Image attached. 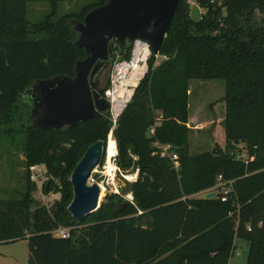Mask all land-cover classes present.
I'll return each mask as SVG.
<instances>
[{
	"label": "trees",
	"instance_id": "trees-1",
	"mask_svg": "<svg viewBox=\"0 0 264 264\" xmlns=\"http://www.w3.org/2000/svg\"><path fill=\"white\" fill-rule=\"evenodd\" d=\"M60 1L0 0V136L23 137L27 171L25 192L0 198V243L26 239L27 264H229L241 239L248 245L245 264H264V0H196L198 19L189 0H180L158 55L151 53L145 79L113 130L118 163L138 169L122 189L133 200L107 194L82 221L67 209L70 176L86 148L106 139L112 119L107 114L62 130L36 129L29 90L56 75L74 77L76 61L87 54L75 44L72 21L107 0L56 17ZM30 2L50 7L33 24ZM116 49L120 59H130L132 43L110 40V64ZM192 79L225 83L213 104L223 106L224 118L215 117L206 132L212 149L194 155L187 126ZM166 144L177 166L160 154L158 145ZM36 164L53 177L42 191L60 193L51 211L32 209L28 169ZM207 190L215 196L203 198ZM63 227L68 237L52 235Z\"/></svg>",
	"mask_w": 264,
	"mask_h": 264
},
{
	"label": "water",
	"instance_id": "water-1",
	"mask_svg": "<svg viewBox=\"0 0 264 264\" xmlns=\"http://www.w3.org/2000/svg\"><path fill=\"white\" fill-rule=\"evenodd\" d=\"M179 2L107 0L88 11L83 20H73L77 33L75 44L82 47L87 56L76 61L74 77L56 75L34 83L33 89L38 96L32 112V126L36 129L62 130L74 123L106 117L108 112L111 113V99L108 95L101 96L103 89L97 87L104 72L113 68L109 62L110 40H117L122 45L142 41L148 45L151 53L158 55ZM143 79L145 76L134 85L131 96ZM107 148L108 137L90 144L71 173L73 198L67 209L78 221H82L101 205V186L97 182L90 183L89 178ZM214 196L213 190L202 194L207 199Z\"/></svg>",
	"mask_w": 264,
	"mask_h": 264
},
{
	"label": "rangeland",
	"instance_id": "rangeland-1",
	"mask_svg": "<svg viewBox=\"0 0 264 264\" xmlns=\"http://www.w3.org/2000/svg\"><path fill=\"white\" fill-rule=\"evenodd\" d=\"M98 1L62 0L58 4L56 17H60L66 13L79 12L85 5L97 3ZM189 3L191 17L198 19L200 17V8L196 0H189ZM49 10L50 7L47 2H30L27 4V18L31 24L37 23L48 14ZM145 48L147 49V55L143 57ZM119 52L120 50H115L116 58L113 60V68L108 73H105V76L109 77L110 87L108 89V95L113 105L110 115L113 124L107 134L108 139L109 137L114 138L113 130L116 126L117 118L124 109L125 102L127 101L128 103L131 100L134 85L138 83L142 76L146 75L148 71V59L151 56L148 45L142 41H136L132 44L129 60L120 59ZM190 85L193 86L191 92L188 90V93H190L188 114L191 119L195 118L200 121V123L196 124L189 122L188 125L189 128L193 125L197 127V129H192L193 132L189 134V153L194 155L212 149L206 132L215 117L219 119L224 118L223 106L221 104H213L224 96L225 83L220 79H192ZM212 105L213 107L211 108ZM22 138L16 137L15 139L11 138L7 140L0 136V198L19 197L27 188L25 178L27 171L23 162L25 155L21 143ZM109 161L114 166V169L110 172H108L106 152L101 162L92 170L89 178L90 183L97 182L102 188L99 196L100 203L104 201L107 194L115 193L121 195L126 183L132 182L138 177V169L133 167L124 168L118 163L117 145L116 153ZM28 171L29 182L32 184V190L30 192L31 201L33 202L32 209L37 206H44L51 211L54 202L60 198V193L53 191L44 193L42 191V184L46 181L53 180V177L47 173L46 167L43 164H36L34 169L30 167ZM129 175H135V177L128 178ZM54 180L57 181L56 179ZM122 195L126 200H133L131 192H124ZM67 229L69 230V228ZM236 250L238 252L236 251L231 256L229 264H245L248 253V245L246 242L237 239ZM28 257L29 250L26 239L22 238L16 241L0 243V264H27Z\"/></svg>",
	"mask_w": 264,
	"mask_h": 264
},
{
	"label": "built area",
	"instance_id": "built-area-1",
	"mask_svg": "<svg viewBox=\"0 0 264 264\" xmlns=\"http://www.w3.org/2000/svg\"><path fill=\"white\" fill-rule=\"evenodd\" d=\"M162 146V147H161ZM158 147L160 148V154L162 156H169L171 158V160L174 162V165L177 166V154L170 152L169 149L171 148V146L169 144L166 145H158ZM34 166H31V169H34ZM34 177V175H33ZM220 179V176H219ZM209 191V190H207ZM205 191V192H207ZM227 192V191H225ZM225 197H222V199H224ZM52 235L55 237H62V238H66L69 236V230L67 228H58L52 231ZM238 252V251H237Z\"/></svg>",
	"mask_w": 264,
	"mask_h": 264
},
{
	"label": "flooded vegetation",
	"instance_id": "flooded-vegetation-1",
	"mask_svg": "<svg viewBox=\"0 0 264 264\" xmlns=\"http://www.w3.org/2000/svg\"><path fill=\"white\" fill-rule=\"evenodd\" d=\"M113 66V65H112ZM108 73L109 72V70H106L105 72H104V74L100 77V79H99V82L97 83V87L99 88V89H103V91H102V93L100 94L101 96H107L108 94H107V91H108V89H105L104 88V85H105V83H106V81H107V79L109 78V77H107V76H105V73ZM107 75V74H106ZM139 85V84H138ZM136 89V88H135ZM29 92H30V94L32 95V98H33V105H32V107H31V109H30V122H31V124H32V121H33V114H32V112H33V109H34V107H35V103H36V97L38 96V93H36V91L32 88V89H30L29 90ZM109 96V95H108ZM112 113V112H111ZM111 113L110 112H108L107 114H109V115H111ZM106 114V115H107ZM105 115V116H106Z\"/></svg>",
	"mask_w": 264,
	"mask_h": 264
},
{
	"label": "bare ground",
	"instance_id": "bare-ground-1",
	"mask_svg": "<svg viewBox=\"0 0 264 264\" xmlns=\"http://www.w3.org/2000/svg\"><path fill=\"white\" fill-rule=\"evenodd\" d=\"M147 55V49L145 48V51L143 53V57ZM109 91H107L108 94ZM116 153V145L113 137H109L108 139V148H107V158H108V172L114 169V166L110 163V158ZM135 175H129L128 178H133ZM102 191V188H101ZM100 191V193H101Z\"/></svg>",
	"mask_w": 264,
	"mask_h": 264
},
{
	"label": "crops",
	"instance_id": "crops-1",
	"mask_svg": "<svg viewBox=\"0 0 264 264\" xmlns=\"http://www.w3.org/2000/svg\"><path fill=\"white\" fill-rule=\"evenodd\" d=\"M192 86L193 85H190V82H189V90H190V92H191V88H192ZM189 96H190V93H189ZM188 107H189V104H188ZM189 121H188V123H187V126L189 125V122L190 123H193V124H196V123H200V121H199V119H195V118H193V119H191V117H189V119H188ZM213 123V122H212ZM189 127V126H188ZM190 133L189 134H191L193 131H192V129H197V127H196V125H193V126H190ZM189 143H190V141H189ZM210 143H211V141H210ZM211 145H212V143H211Z\"/></svg>",
	"mask_w": 264,
	"mask_h": 264
}]
</instances>
